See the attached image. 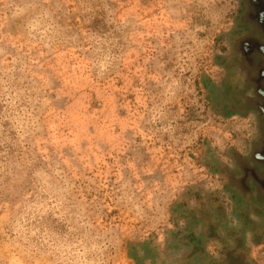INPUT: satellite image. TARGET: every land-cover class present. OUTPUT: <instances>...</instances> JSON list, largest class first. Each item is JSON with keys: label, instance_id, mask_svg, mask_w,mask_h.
I'll list each match as a JSON object with an SVG mask.
<instances>
[{"label": "clouds", "instance_id": "9594fccd", "mask_svg": "<svg viewBox=\"0 0 264 264\" xmlns=\"http://www.w3.org/2000/svg\"><path fill=\"white\" fill-rule=\"evenodd\" d=\"M232 6L0 0V264H200L171 246L170 209L228 136L198 82L227 78ZM242 242L264 264V239Z\"/></svg>", "mask_w": 264, "mask_h": 264}, {"label": "rangeland", "instance_id": "374dc122", "mask_svg": "<svg viewBox=\"0 0 264 264\" xmlns=\"http://www.w3.org/2000/svg\"><path fill=\"white\" fill-rule=\"evenodd\" d=\"M229 18L213 45V65L226 66L227 78L209 69L198 82L219 135L228 136L222 150L206 145L193 158L203 168L200 181L185 185L170 209L182 223L171 246L190 244L182 255L200 264H247L242 236L264 239V0H233ZM252 116L242 134L234 130L238 119Z\"/></svg>", "mask_w": 264, "mask_h": 264}, {"label": "crops", "instance_id": "0c3cea01", "mask_svg": "<svg viewBox=\"0 0 264 264\" xmlns=\"http://www.w3.org/2000/svg\"><path fill=\"white\" fill-rule=\"evenodd\" d=\"M263 150H264V142H263Z\"/></svg>", "mask_w": 264, "mask_h": 264}]
</instances>
